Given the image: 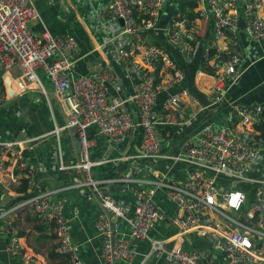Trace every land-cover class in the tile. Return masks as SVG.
Listing matches in <instances>:
<instances>
[{"label": "built area", "instance_id": "obj_1", "mask_svg": "<svg viewBox=\"0 0 264 264\" xmlns=\"http://www.w3.org/2000/svg\"><path fill=\"white\" fill-rule=\"evenodd\" d=\"M166 1H110V21L122 23L125 39L117 49L118 61L139 76L131 99H120L110 94L115 84L110 70L93 68L87 74L76 73L79 54L74 36L54 35L47 28L38 34L32 31L31 24L40 18L34 0H0V107L11 99L6 76L11 81L22 79L27 89L39 84V70L47 75L66 115V126L56 133L77 127L76 140L80 143L75 162L69 167L60 164L59 169L74 173L77 180L70 188L102 209L97 221L102 238L101 264H133L139 255L136 242L140 241L149 242L140 264H150L155 257L166 264H264V179L247 176L264 151V139L257 130L264 124V106L237 109L235 125L205 127L196 142L184 143V157L162 155L164 139L158 128L185 125L189 109L199 107V101L185 89L159 102L185 78L175 60L150 41ZM190 2L196 3L198 18L176 13L167 34L172 44H185L191 53L199 40L198 20L212 19V36L203 58L213 71L214 100L218 102L229 89L228 81L234 84L242 75V35L255 42L264 40V0ZM136 56L142 58L140 64ZM128 103L135 106L136 113L127 110ZM93 127L112 145L124 143L134 130H140V149L125 158L132 163L131 175L95 177L94 167L108 159L98 163L91 158L95 141L88 131ZM34 141L0 137V186L8 181L19 186L22 180L18 173L32 171L24 152ZM171 159L188 167L184 181L166 176L169 171L160 178L148 165L150 160ZM115 184L131 186L132 210L108 194L107 188ZM250 190L252 203L247 196ZM58 195L59 190L41 191L0 214V234L7 239L9 255L22 256L26 264H39L36 256L23 252L15 225L19 214L30 210L39 223L53 225L57 252L68 264H85L63 214L66 202ZM163 202L175 209L171 223L176 234L153 238L155 228L168 220ZM123 222L128 225L126 233ZM193 237L205 239L211 246L197 247ZM188 244L190 249L185 246Z\"/></svg>", "mask_w": 264, "mask_h": 264}, {"label": "crops", "instance_id": "obj_2", "mask_svg": "<svg viewBox=\"0 0 264 264\" xmlns=\"http://www.w3.org/2000/svg\"><path fill=\"white\" fill-rule=\"evenodd\" d=\"M110 1L34 0L40 18L31 24V29L36 34L47 28L54 35L74 36L78 42L79 54L76 73L87 74L93 68L110 70L115 78L110 94L120 99H131L139 76L118 61L117 49L124 44L125 39L122 35V23L110 21L108 14ZM189 1L167 0L157 29L150 35V41L168 53L185 73L183 82L162 95L159 102L181 89L189 91L199 101L198 108L189 109L185 125L158 128L164 139L162 155L168 157H184L186 155L184 143L196 142L200 131L205 127L219 129L235 125L237 120L234 115L237 109L264 106V40L255 42L242 35V52L245 57L241 67L242 75L234 84L228 81L229 89L218 102L214 100L216 82L213 71L203 58L204 49L212 36V19L198 20L199 40L193 52L189 53L185 44L174 45L170 42L167 28L176 13L183 15L180 8ZM135 61L140 64L143 60L136 56ZM38 76L39 85L27 89L22 79H12L11 87L18 95L15 99H8L0 107L2 139L35 140L24 152L28 167L32 171L18 173V178L22 181L28 180L33 184V188L21 191L22 184L16 186L10 181L0 186V214L35 193L59 190L58 196L64 198L66 202L63 214L70 223L73 241L80 247L82 260L85 264H101L102 238L97 230V221L102 209L98 203L88 202L79 191L70 188L77 180L74 173L59 169L60 164L69 167L75 162L78 153L75 150L77 135H74L72 130L56 133L58 129L66 126V115L47 75L39 70ZM14 100H23L16 112L17 115L14 113L15 118L13 113L4 110L6 104ZM135 109L133 104L128 103V111L136 113ZM20 117H23L25 122L17 126ZM88 135L95 141L91 149L92 160L99 163L103 158L108 159L106 164L94 167L96 178L132 174V163L125 158L140 149L142 139L139 129L134 130L127 141L118 145H112L94 127L89 129ZM157 161L150 160L148 165L158 177L169 176L177 181L186 179L188 167L185 163H174L172 159L168 162ZM167 171L170 172L168 175ZM247 176L256 180L264 179V151L261 153L259 163L248 171ZM107 192L115 201L129 207L130 210L133 209L134 194L131 186L115 184L109 186ZM160 195L163 198V192H160ZM247 196L248 201L252 203L253 190L248 191ZM161 205L168 220L155 228L151 233L153 238H167L176 234V228L171 223L175 215L174 207L168 202ZM15 225L22 240L24 253L36 256L39 264H68L67 258L57 252L58 241L53 226L39 223L30 210L21 212L16 218ZM122 231L128 232V225L125 222L122 223ZM136 243L139 255L133 264H140L143 255L149 250V242ZM193 243L196 246L200 245L197 247L211 246L205 239L198 240L196 237H193ZM6 246L7 239L0 234V264H26L22 256L9 255ZM185 246L190 249L191 244ZM150 264L166 262L160 257H155Z\"/></svg>", "mask_w": 264, "mask_h": 264}, {"label": "rangeland", "instance_id": "obj_3", "mask_svg": "<svg viewBox=\"0 0 264 264\" xmlns=\"http://www.w3.org/2000/svg\"><path fill=\"white\" fill-rule=\"evenodd\" d=\"M185 5H183L181 8H180V12L185 16L187 17V15H190L192 17V13H195L194 10L190 9V8H187L186 6L184 7ZM15 99V98H14ZM23 100H14V101H10L9 103L6 104L4 110L7 111V112H11L13 113V118H15V114L16 112H18L19 108H20V105H21V102ZM1 111V110H0ZM17 115V113H16ZM25 122L24 118L23 117H20L17 121V126H20V125H23ZM197 246H200V245H197Z\"/></svg>", "mask_w": 264, "mask_h": 264}, {"label": "trees", "instance_id": "obj_4", "mask_svg": "<svg viewBox=\"0 0 264 264\" xmlns=\"http://www.w3.org/2000/svg\"><path fill=\"white\" fill-rule=\"evenodd\" d=\"M187 8H190V9H192V10H195L196 9V3L195 2H190V3H187L186 5H185ZM184 6V7H185ZM192 18L193 19H195V18H198V15L196 14V13H192ZM257 130L260 132L261 131V133H262V137H263V139H264V124L263 125H261L260 127H257ZM24 181H21V188H20V190L21 191H26L27 190V188L29 189V181L28 180H25V179H23ZM237 185V184H236ZM235 185V186H236ZM50 226H53V225H50ZM57 237V236H56Z\"/></svg>", "mask_w": 264, "mask_h": 264}, {"label": "water", "instance_id": "obj_5", "mask_svg": "<svg viewBox=\"0 0 264 264\" xmlns=\"http://www.w3.org/2000/svg\"><path fill=\"white\" fill-rule=\"evenodd\" d=\"M241 25L243 26L244 23H242ZM5 83L9 85L8 95L11 97V99H14L17 95L15 94V92L13 91V89L11 87V79L8 76L5 77ZM71 130L74 133V135H77V127H73ZM79 149H80V143H79L78 140H76V142H75V150L77 152H79Z\"/></svg>", "mask_w": 264, "mask_h": 264}, {"label": "bare ground", "instance_id": "obj_6", "mask_svg": "<svg viewBox=\"0 0 264 264\" xmlns=\"http://www.w3.org/2000/svg\"><path fill=\"white\" fill-rule=\"evenodd\" d=\"M34 85H39L38 83H35ZM33 85V86H34ZM201 237H204V234H200Z\"/></svg>", "mask_w": 264, "mask_h": 264}]
</instances>
